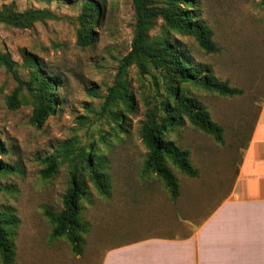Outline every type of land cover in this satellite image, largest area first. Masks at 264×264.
<instances>
[{
	"label": "rangeland",
	"instance_id": "rangeland-1",
	"mask_svg": "<svg viewBox=\"0 0 264 264\" xmlns=\"http://www.w3.org/2000/svg\"><path fill=\"white\" fill-rule=\"evenodd\" d=\"M87 1L97 2L100 14L91 28L94 39L83 47L77 44L78 17ZM191 1L193 19L209 29L216 52H204L191 35L169 29L154 12L146 14L145 30L149 46L167 40L185 47L193 63L240 91L229 96L192 83L181 85L223 128V143L188 121L166 134L189 151L202 192L213 189L204 195V205L199 198L195 205L191 203L202 213L230 189L264 101V6L261 0ZM147 2L150 11L183 7L177 0ZM0 9L36 13L25 27L0 23V50L10 54L19 78L28 81L33 76L35 69L27 60L30 54L44 74L59 82L57 110L36 128L29 123L32 102L25 88L18 108H7L6 98L17 83L0 64V138L7 148L1 158L15 167L14 172L0 175V213H12L18 219L13 264H99L102 250L111 243L167 233L161 227L159 205L145 202L152 199L150 193L162 197L164 185L152 175L141 177L147 150L139 135L144 113L165 95L166 81L150 64L143 73L136 59L122 63L137 33L134 0H0ZM126 99L131 108L123 102ZM120 118L122 131L116 127ZM89 147L92 159L102 167L110 195H101L86 180L81 221L89 228L83 234V253L76 258L64 237L51 236L45 211L61 210L70 169L79 166L77 154ZM53 153L59 166L54 176L45 179L41 159ZM175 174L182 186L190 179L178 171Z\"/></svg>",
	"mask_w": 264,
	"mask_h": 264
},
{
	"label": "trees",
	"instance_id": "trees-1",
	"mask_svg": "<svg viewBox=\"0 0 264 264\" xmlns=\"http://www.w3.org/2000/svg\"><path fill=\"white\" fill-rule=\"evenodd\" d=\"M183 7L154 8L151 11L146 7L147 0H134L137 14V33L133 40L130 52L122 59L126 65L132 59H136L143 73L147 72L146 65H151L160 72L166 81L165 95L152 109L144 113V120L139 129L140 140L147 153L141 169V177L154 176L164 185L172 201L179 196V180L176 171L188 176L197 177L199 172L190 160L187 149L178 147L172 140L166 138V134L176 127L182 126L186 121L213 137L217 143L224 142L223 128L213 121L207 110L192 97L187 95L181 85L192 83L206 90L215 91L222 95H236L240 91L213 79L207 67L195 64L185 51V47L175 45L171 41L160 42L156 46L147 44L146 20L147 13L154 12L160 15L169 29L191 35L198 46L206 53L216 52L217 47L212 41L211 32L201 22L193 19L195 14L190 8L191 0H177ZM264 6V0H261ZM34 11L23 13L0 9V23L15 27H25L35 19ZM100 14V6L95 1H87L83 4L78 17L81 24V32L77 37V44L87 46L93 38L92 26L97 23ZM27 60L35 69L30 80H23L15 72V63L8 52L0 50V64L12 73L16 80V87L6 98V106L16 109L20 105L22 90L25 88L31 96L32 110L29 123L41 128L48 117L55 114L58 98L56 87L58 81L51 75L44 74L35 57L27 54ZM112 95V94H111ZM112 98H106L109 103ZM126 101L127 107L132 104ZM117 130L122 129V118L116 121ZM102 139V136L99 137ZM91 147L87 151L77 154L79 166L70 169L68 186L62 196V208L58 213L45 211L50 222L51 236L64 237L70 244L74 256L83 253L85 239L83 234L88 232V224L81 221V201L87 195L86 180L103 196L109 197L110 190L105 174L99 161L92 159ZM7 148L0 138V175L14 172L15 167L5 162L1 157L6 155ZM74 157V155H72ZM44 168L41 176L45 179L56 174L59 160L56 154H51L41 159ZM18 219L12 213H0V260L3 264H13L15 248L13 238Z\"/></svg>",
	"mask_w": 264,
	"mask_h": 264
},
{
	"label": "crops",
	"instance_id": "crops-1",
	"mask_svg": "<svg viewBox=\"0 0 264 264\" xmlns=\"http://www.w3.org/2000/svg\"><path fill=\"white\" fill-rule=\"evenodd\" d=\"M198 177L179 182L174 201L164 186L162 197L146 199L163 211L167 233L111 243L99 264H264V101L230 189L202 213L191 203L199 198L204 205L213 189L202 192Z\"/></svg>",
	"mask_w": 264,
	"mask_h": 264
}]
</instances>
